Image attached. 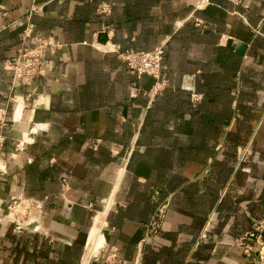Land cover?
<instances>
[{
    "label": "crops",
    "instance_id": "1",
    "mask_svg": "<svg viewBox=\"0 0 264 264\" xmlns=\"http://www.w3.org/2000/svg\"><path fill=\"white\" fill-rule=\"evenodd\" d=\"M196 2L0 0V264H249L237 239L264 216V0ZM27 22L54 45L44 75L16 85L4 62ZM158 44L166 84L150 94L117 53ZM13 204L38 229L16 228Z\"/></svg>",
    "mask_w": 264,
    "mask_h": 264
},
{
    "label": "built area",
    "instance_id": "2",
    "mask_svg": "<svg viewBox=\"0 0 264 264\" xmlns=\"http://www.w3.org/2000/svg\"><path fill=\"white\" fill-rule=\"evenodd\" d=\"M229 1L233 4H240L239 0ZM206 2L207 0H197L194 8H198ZM39 9L40 6L38 5H30L25 11L26 19L38 12ZM95 11L98 14L106 15L110 11V4L107 2H100L97 4ZM31 29L32 24L27 22L20 34L16 55L4 62V68L11 72V79L16 85H29L34 78L43 76L49 67V62L44 54L47 47H52L54 44L51 43L48 38L32 34ZM161 54L162 44H158L150 50H124L118 52L117 56L125 66L134 71L136 75H146L152 79L153 82L148 92L154 94L166 84L161 73ZM189 99L190 102H194L198 99V96L196 93H190ZM166 208L165 202L155 207L146 225L147 236H153L158 232L165 217ZM24 215L25 210L21 215H18L19 217L16 219L13 218L16 228L21 227L20 223L23 220L19 221V219ZM263 229L264 217L256 220V222L237 239V245L245 256H248L249 253L248 242L257 241L261 237Z\"/></svg>",
    "mask_w": 264,
    "mask_h": 264
},
{
    "label": "rangeland",
    "instance_id": "3",
    "mask_svg": "<svg viewBox=\"0 0 264 264\" xmlns=\"http://www.w3.org/2000/svg\"><path fill=\"white\" fill-rule=\"evenodd\" d=\"M14 204L11 205V211H13L12 209H14ZM10 211V210H9ZM19 215H21L22 213H18ZM15 219L19 216H13ZM264 217V216H262ZM261 217V218H262ZM260 219V218H259ZM14 222V221H13ZM264 236V229L261 233V237L258 240H262V237ZM93 238L96 239V237L94 236ZM95 239H93L95 241ZM92 240V242H94ZM261 242V241H260ZM255 241H249L248 242V246H249V253H248V259H249V264H264V249L260 248V249H253ZM92 244V243H91ZM92 245H90V248ZM264 246V245H262ZM264 248V247H263ZM242 252V251H241ZM243 254V253H242ZM244 255V254H243ZM245 256V255H244Z\"/></svg>",
    "mask_w": 264,
    "mask_h": 264
},
{
    "label": "water",
    "instance_id": "4",
    "mask_svg": "<svg viewBox=\"0 0 264 264\" xmlns=\"http://www.w3.org/2000/svg\"><path fill=\"white\" fill-rule=\"evenodd\" d=\"M0 208L2 210V213H6V204L3 202L0 204ZM36 218L34 217V214L32 212H28L26 215L25 220H23L20 223V226L25 229H38Z\"/></svg>",
    "mask_w": 264,
    "mask_h": 264
},
{
    "label": "bare ground",
    "instance_id": "5",
    "mask_svg": "<svg viewBox=\"0 0 264 264\" xmlns=\"http://www.w3.org/2000/svg\"><path fill=\"white\" fill-rule=\"evenodd\" d=\"M12 210H13V211H11L12 214H17V213L21 212L23 209H22V206H21V205H17V206H15L14 209H12ZM10 216H11V215H10ZM97 229H98V228H97ZM99 232H100V231H99ZM100 233H101V232H100ZM96 234H97V233H96ZM96 237H97V236H96ZM92 238H93V237H92ZM93 239H95V238H93ZM91 240H92V239H91ZM93 241H94V240H93ZM94 243H95V242H94ZM94 243H93V244H94ZM96 243H97V242H96ZM96 243H95V244H96ZM91 245H92V244H91ZM93 248H94V246H93ZM89 249H91V248H89ZM92 251H93V250H92ZM92 251H91V252H92ZM85 261H86V260H85Z\"/></svg>",
    "mask_w": 264,
    "mask_h": 264
}]
</instances>
